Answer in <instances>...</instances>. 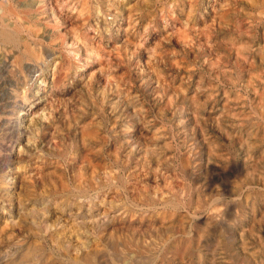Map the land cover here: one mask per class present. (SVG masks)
Masks as SVG:
<instances>
[{"label":"rangeland","instance_id":"374dc122","mask_svg":"<svg viewBox=\"0 0 264 264\" xmlns=\"http://www.w3.org/2000/svg\"><path fill=\"white\" fill-rule=\"evenodd\" d=\"M0 19V264H264V0Z\"/></svg>","mask_w":264,"mask_h":264},{"label":"bare ground","instance_id":"6f19581e","mask_svg":"<svg viewBox=\"0 0 264 264\" xmlns=\"http://www.w3.org/2000/svg\"><path fill=\"white\" fill-rule=\"evenodd\" d=\"M28 6V5H27ZM1 20V19H0ZM26 37V36H25ZM1 93V92H0ZM9 95V94H8ZM35 98V97H34ZM34 98H30V100L28 101V109H26V110H32L33 108H32V105L33 106H35V104H33V101H34ZM18 101V100H17ZM12 103V102H11ZM46 108V107H45ZM43 110V109H42ZM46 111V110H45ZM48 113V112H47ZM45 115V114H44ZM35 121V120H34ZM31 122V121H30ZM33 125V124H32ZM31 125V126H32ZM7 179V178H6ZM189 225V224H188ZM142 231V230H141ZM145 232V231H144ZM108 233V232H107ZM113 233V232H112ZM107 237V236H106ZM114 240V239H113ZM84 254V253H83Z\"/></svg>","mask_w":264,"mask_h":264}]
</instances>
